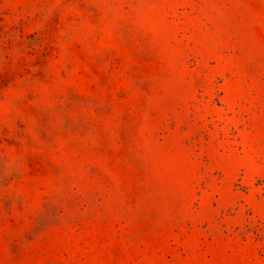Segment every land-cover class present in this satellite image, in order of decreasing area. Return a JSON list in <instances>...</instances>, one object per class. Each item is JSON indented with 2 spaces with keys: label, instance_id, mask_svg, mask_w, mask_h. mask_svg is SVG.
Instances as JSON below:
<instances>
[{
  "label": "rangeland",
  "instance_id": "rangeland-1",
  "mask_svg": "<svg viewBox=\"0 0 264 264\" xmlns=\"http://www.w3.org/2000/svg\"><path fill=\"white\" fill-rule=\"evenodd\" d=\"M0 264H264V0H0Z\"/></svg>",
  "mask_w": 264,
  "mask_h": 264
}]
</instances>
